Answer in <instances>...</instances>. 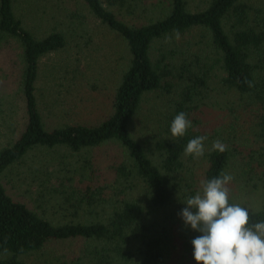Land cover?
<instances>
[{"label":"rangeland","instance_id":"obj_1","mask_svg":"<svg viewBox=\"0 0 264 264\" xmlns=\"http://www.w3.org/2000/svg\"><path fill=\"white\" fill-rule=\"evenodd\" d=\"M101 1L126 22L142 24L151 18L159 6L157 4L167 0ZM246 2L250 5L251 17L264 16V0ZM14 10L39 37L55 28L64 32L67 40L63 48L47 54L39 62L36 95L46 127L66 123L95 125L100 122L111 111L116 87L129 65L130 53L125 39L106 26L85 0H14ZM165 47L173 60H185L186 67L183 71L174 69L173 92L160 89L145 94L130 124L132 134L159 163L158 141L173 137L167 122L173 113L174 102L181 98L179 94L183 85L191 83L188 76L191 74L196 78L205 71L207 83L198 84L200 91H191L194 98L203 95L199 97L204 99L195 100L193 107L185 110L193 123L190 132H198V136L208 138L204 142L205 153L199 158L183 153L182 168L173 174L179 184L177 193L168 207H155L151 203L149 188L141 180H133V192L152 228L172 237L167 264H198L186 255L182 234L184 230L189 237L202 233L192 230L190 225L185 226L179 213L187 207L184 202L201 191L200 182L205 180L208 168L206 155L216 140H220L233 154L228 173L233 177L228 185L229 197L250 209L262 206L264 165L260 164V153L254 152L260 148L255 135L260 132L258 121L262 118L256 116L259 110L256 100L249 96L241 97L223 83L225 73L216 61V50L208 32L194 30L181 35L178 40L169 39ZM19 52L17 41L0 39V148L13 143L27 121ZM179 70L181 76H177ZM125 152L117 142L81 151L36 148L9 166L0 178L9 194L45 214L54 223L70 221L83 212L71 206L75 198L69 196L72 192L70 184L67 190L61 189L68 183L61 173L66 174L72 167L90 161L88 165L94 172L93 178L99 179V183H109L116 180L114 164L125 158ZM245 160L249 161L248 169H251L250 164L255 168L248 172L238 171ZM58 188L61 190L57 191ZM102 246L100 241L84 238L52 240L42 249L23 255L22 259L26 264H98ZM133 246L135 242L129 241L126 249ZM102 253L106 256L105 252ZM108 254L112 255V252ZM119 262L124 260L119 258Z\"/></svg>","mask_w":264,"mask_h":264},{"label":"trees","instance_id":"obj_2","mask_svg":"<svg viewBox=\"0 0 264 264\" xmlns=\"http://www.w3.org/2000/svg\"><path fill=\"white\" fill-rule=\"evenodd\" d=\"M193 1L160 2L147 22L132 24L119 18L101 0H85L106 26L125 39L130 53L129 65L116 87L111 111L100 122L95 125L66 123L48 128L36 95L39 62L42 57L66 45L65 34L53 28L39 37L35 29L27 26L16 14L14 0H0V39L15 40L20 45L21 88L27 116L18 138L0 148V176L36 148L81 151L117 142L126 151L125 158L114 164L115 181L99 183V179L93 178L94 172L88 165L90 161L72 167L66 174L61 173L68 182L61 189L67 190L70 184L72 192L69 196L75 198L71 206L83 212L70 221L54 223L45 214L9 194L0 178V264H26L23 255L42 249L52 240L72 238L102 242L98 264H167L172 237L167 232L153 229L146 221L145 210L133 192V180L146 184L155 207H168L179 185L173 174L182 168L184 149L190 139L198 137V132L189 129L183 137L158 141L161 159L157 163L134 137L130 124L145 94L160 89L173 92L174 69L183 71L186 67L185 60H173L172 54L166 51L165 44L168 38H176V30L180 36L197 29L208 32L216 50V61L225 73L223 83L241 97L249 96L258 103L256 116L262 120L258 121L260 132L255 137L260 141V148L254 152L260 153L259 161L264 165V16L251 17L246 0H200L199 4ZM180 70L177 76L182 75ZM188 78L191 83L183 82L181 98L175 100L167 122L170 130L171 122L179 112L192 108L195 100L204 99L199 97L203 95L197 94L194 98L191 91H200L198 84L207 83V72L196 78L190 74ZM206 156L205 180L229 173L233 154L227 147L223 153L212 148ZM247 164L249 161H243L238 171L248 172L255 168L250 164L251 169H248ZM229 200L248 208L230 197ZM248 209L250 222L264 220V202L260 208ZM184 232V251L197 263L191 241L202 234L189 237ZM129 241L135 242V246L126 249ZM119 258L124 262L120 263Z\"/></svg>","mask_w":264,"mask_h":264},{"label":"clouds","instance_id":"obj_3","mask_svg":"<svg viewBox=\"0 0 264 264\" xmlns=\"http://www.w3.org/2000/svg\"><path fill=\"white\" fill-rule=\"evenodd\" d=\"M175 37L180 39L179 30ZM192 127L188 114L181 111L171 122V134L183 137ZM207 139L203 135L190 139L184 154L202 157ZM226 147L220 140L212 144L213 150L220 153ZM232 180L227 173L202 180L201 191L189 197L184 202L187 207L179 213L185 226L202 233L191 241L198 264H264V220L252 223L248 208L230 203L228 185Z\"/></svg>","mask_w":264,"mask_h":264}]
</instances>
